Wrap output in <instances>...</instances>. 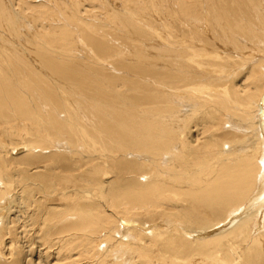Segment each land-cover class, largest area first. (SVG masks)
<instances>
[{
  "label": "bare ground",
  "instance_id": "6f19581e",
  "mask_svg": "<svg viewBox=\"0 0 264 264\" xmlns=\"http://www.w3.org/2000/svg\"><path fill=\"white\" fill-rule=\"evenodd\" d=\"M0 264H264V0H0Z\"/></svg>",
  "mask_w": 264,
  "mask_h": 264
}]
</instances>
